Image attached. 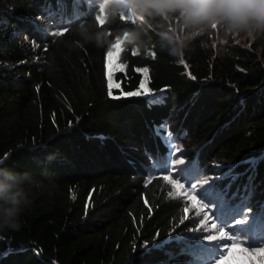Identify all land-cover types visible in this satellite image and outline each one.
<instances>
[{"label":"trees","instance_id":"trees-1","mask_svg":"<svg viewBox=\"0 0 264 264\" xmlns=\"http://www.w3.org/2000/svg\"><path fill=\"white\" fill-rule=\"evenodd\" d=\"M103 8L0 0V167L27 174L22 187L33 201L19 229H0V264H210L214 244L192 234L195 208L182 205L168 177L176 179L182 158L215 190L231 185L229 210L243 200L245 211L264 213V34L251 47L226 41L212 60L201 44L208 38H196L184 54L189 72L166 52L133 54L122 44L120 87L110 89L109 49L78 47L77 27L116 35L144 17L122 13L105 25ZM140 68L149 89L163 91L162 104L113 98L139 87Z\"/></svg>","mask_w":264,"mask_h":264},{"label":"clouds","instance_id":"clouds-1","mask_svg":"<svg viewBox=\"0 0 264 264\" xmlns=\"http://www.w3.org/2000/svg\"><path fill=\"white\" fill-rule=\"evenodd\" d=\"M103 4L104 23L124 15L135 14L144 17L143 22L123 29L113 35L103 25H96L92 31L87 22L77 27L83 43L95 44L97 48L111 49L121 41L130 46L134 53L141 50L154 54L155 50L183 61L185 50L197 37L208 29L223 27L226 34L246 33L255 39L264 34V0H96ZM151 19L173 23L153 25ZM27 174L0 167V229L17 230L23 213L32 205V198L22 187Z\"/></svg>","mask_w":264,"mask_h":264},{"label":"snow or ice","instance_id":"snow-or-ice-1","mask_svg":"<svg viewBox=\"0 0 264 264\" xmlns=\"http://www.w3.org/2000/svg\"><path fill=\"white\" fill-rule=\"evenodd\" d=\"M67 29H65L66 31ZM56 35H63L64 32H57ZM116 50V55H119V51L122 50V43L117 42L106 52V57L108 59V79H109V88H119L120 85L116 84L112 80V74L114 71L119 70L121 65L114 63V51ZM133 54H135L133 52ZM154 56V54H152ZM143 88V85L141 86ZM111 96V91L109 92ZM137 95H146L148 97V105H159L163 103V99L160 95L150 93L148 90L143 92L130 91L128 93H122L117 96H113L114 99H120L122 96L131 97ZM154 131L157 135H160L161 126H156ZM162 139L165 141H171L172 137L165 132L162 136ZM171 146V145H170ZM183 163V160H181ZM251 166H255L257 163L256 159H250L244 161ZM166 171H168L166 169ZM200 169L197 166H189L186 169L179 170V174L176 177V182L169 181L172 183L174 189L179 191V194L184 197L182 205L192 203L193 207L196 209H201L204 205L201 201H207L208 203H216V219L211 221L215 224L217 221L221 228H228L229 225H232V222H235V225H241L242 227L236 228L234 225L231 228L232 235H229L228 232L217 230L218 235H208L206 239L208 241H213L216 239H221L227 242L225 245H212L215 249V254L213 256L210 264H264V231L257 233L255 228V221L260 219L264 223V213H261L259 216L249 220L248 223L245 222V219H238V217L244 215L245 201L242 200L241 204L230 208L228 212V219L224 218V214L221 213V208L227 207V200L225 198L227 188H230L231 185H227L223 192L215 190L214 186L211 188H206L200 191L197 194H193L194 190L197 189V183L193 182L194 179L200 175ZM168 179L167 177H165ZM227 178V177H225ZM237 177L232 176V180H235ZM251 179V178H250ZM247 219V218H246ZM215 230V229H214ZM236 232L242 233L244 237L248 239H234ZM253 237H255L256 242L253 243ZM174 240L169 238L168 240L161 241L158 244H155L154 247L157 249H163L168 244L173 243ZM167 255H172L171 252L166 253Z\"/></svg>","mask_w":264,"mask_h":264},{"label":"rangeland","instance_id":"rangeland-1","mask_svg":"<svg viewBox=\"0 0 264 264\" xmlns=\"http://www.w3.org/2000/svg\"><path fill=\"white\" fill-rule=\"evenodd\" d=\"M245 2H252V0H245ZM134 16H136L137 18H142L140 16H137L135 14H132ZM203 37H207L208 40H203ZM197 38H201L202 41V45L203 47L206 49H212L211 50V55L210 58L211 60L214 59L217 55H219V53L223 50L224 45L227 43L226 41H228L229 44L231 45H242L245 47H251V43L254 41V39L250 36H248L246 33L241 32L239 34H226L224 31L223 27H218L216 29H208L206 31V33L203 36L197 37ZM116 51L114 52V63L121 65V68L119 70H122L124 67L123 65L119 62L118 60V56L115 54ZM180 61V60H179ZM180 63H182L185 67H186V71L189 72V64L187 62V59L183 58V61ZM116 70L113 72L112 74V80L114 83L118 84V82L116 81V79L114 78V74L119 71ZM139 71L142 73V77L139 83V87L133 91L135 92H143L145 89L148 90L150 93L156 94V95H162L163 91L160 92H153L149 89L148 84H147V70L145 68H140ZM106 76H107V82H108V86H109V79H108V61L106 63ZM143 85V88L141 87ZM181 160H183V163H181ZM190 166L189 162L187 160H184L182 158H179L176 161V167H177V175L179 174V170H183L186 169ZM165 176H167V174H164ZM168 178H170L173 182H176V179H173V177L169 176ZM212 179L202 175L200 172V175L197 176L194 181H196L198 187L196 190H194L193 194H197L202 191L203 189L206 188H211L212 187ZM171 191L172 193L178 194V190L174 189L173 187H171ZM201 203L204 205L203 208L201 209H192L193 213L191 216V223H192V234L195 235L196 237H204L206 239V237L208 235H213V236H217L218 235V231L217 230H225L223 228H221V226L219 225V222L217 221L215 224H213L211 221H215V214H216V203H208L207 201H201ZM229 206L227 205V207L221 208V213L224 214V218L228 219V209ZM186 214H190L188 211H186ZM256 215H253V213L249 210V211H245L244 210V215L238 217V219H245V222L248 223L249 220L255 218ZM247 218V219H246ZM258 220V219H257ZM255 221V228L257 233H259V228H260V224H258L257 227V223L259 221ZM233 225L236 228L242 227L241 225H235V222H232V225H229V228H232ZM215 229V230H214ZM263 231V230H262ZM239 233V232H238ZM241 235V237L243 239H248L247 237H244L242 233H239ZM207 240V239H206ZM253 242H256L255 237H253ZM211 243H213L214 245H216V243H218V240H213V241H209Z\"/></svg>","mask_w":264,"mask_h":264}]
</instances>
